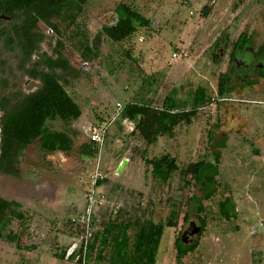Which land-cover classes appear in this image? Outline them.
<instances>
[{
	"label": "rangeland",
	"instance_id": "obj_1",
	"mask_svg": "<svg viewBox=\"0 0 264 264\" xmlns=\"http://www.w3.org/2000/svg\"><path fill=\"white\" fill-rule=\"evenodd\" d=\"M118 3L149 19V26L121 42L100 35L98 55L82 57L88 44L93 48L100 28L114 23ZM51 23L56 30L37 23L44 38L29 61L13 46L0 43V98L37 90L39 81L28 72L32 61L61 53L66 69H56L55 75L82 115L68 124L46 122L49 129L72 138L70 151L43 157L35 142L24 147L11 173L0 172V198L17 202L23 213V220L8 227L17 241L0 240V264H108V250L100 262L95 250L81 262L65 256L68 246L79 243L90 175L98 159L82 147L87 143L84 130L110 121L116 104L140 103L156 110L170 94L177 107L190 110L199 86L209 101L189 124L180 122L171 137L147 144L134 122L122 115L107 127L99 157L103 179L98 182H103L93 190L92 231H102L107 222H127L131 239L140 224L169 220L156 264H176L175 241L188 222L198 224L200 218L206 227L199 246L181 264H264V83L252 86L249 80L241 88V81L230 79L229 93L217 94L238 36H250L252 49L264 45V0H88ZM5 25L1 20L0 26ZM209 131L216 138L226 137L227 144L218 189L202 202L203 212L197 215L190 198L201 191L185 169L208 158ZM166 154L178 171L161 184L152 179L146 161ZM122 160L125 164L116 173ZM225 197L235 204L236 217L229 221L218 213L217 203Z\"/></svg>",
	"mask_w": 264,
	"mask_h": 264
},
{
	"label": "trees",
	"instance_id": "obj_2",
	"mask_svg": "<svg viewBox=\"0 0 264 264\" xmlns=\"http://www.w3.org/2000/svg\"><path fill=\"white\" fill-rule=\"evenodd\" d=\"M87 1L0 0V14L4 16H10L14 13L27 15L23 25L18 28V32L26 37L25 40L29 42L28 46L24 47L29 51L35 48L33 43L36 34L33 30L38 28V22L45 23L56 30V26L51 23L52 19H60L70 10H79ZM114 14V23L101 28V31L93 38V48L88 44L81 53L82 57H96L98 55L97 44L100 35H105L111 41L121 42L130 37L137 28L149 26V19L125 3H118L114 9ZM3 35L5 33L0 31V39ZM8 38L11 41L9 36ZM251 43V37L241 33L234 44V48L243 49L251 46ZM65 63L66 61H62L61 65H58L48 61L49 71L35 70L33 77L41 79V88L6 109L0 127V172L11 173L15 169L24 147L35 142L38 152L42 154L55 151L68 152L72 149L73 141L67 133L53 131L46 126L47 121L59 120L68 124L81 116L80 107L67 93L53 72L55 66L65 70ZM229 91L227 75L224 74L217 85L218 96L224 97ZM208 100L206 90L199 86L194 91L190 110L177 107L175 97L169 94L164 99L160 109L154 110L145 104L130 103L123 106L121 115L124 119L133 121L147 144H150L156 141L158 137H171L174 128L180 122L190 123L191 118L197 114L198 108ZM82 147H86L95 156L96 149H91L85 144ZM146 162L150 166L151 177L161 184H165L171 175L178 171L176 161L169 155L153 158ZM185 171L192 176L195 185L201 186L203 183L206 190L202 199L208 200L215 191L213 177L217 174L216 165L199 161L189 165ZM102 182L97 183L100 185ZM191 203L197 213L202 212L203 207L199 199L193 197ZM218 206L219 214L224 220H229L232 216L233 218L236 217L235 205L229 199L219 202ZM19 207L20 205L15 201H6L0 198V240L17 241V236L10 232L8 227L13 220H23V213L18 210ZM186 220L187 218L184 217V221ZM200 221L202 228H204V222ZM165 226H171V222L168 220L165 223L140 224L130 239L128 236L129 223L107 222L102 231H91L84 261L95 250L97 253L95 260L100 262L104 260L105 252L108 250V264H156V255ZM77 235L80 236V234ZM197 246L198 241L189 246H184L177 240L175 258L177 264L186 254L195 251ZM73 256L77 262L82 261L81 252L74 251L70 257Z\"/></svg>",
	"mask_w": 264,
	"mask_h": 264
},
{
	"label": "flooded vegetation",
	"instance_id": "obj_3",
	"mask_svg": "<svg viewBox=\"0 0 264 264\" xmlns=\"http://www.w3.org/2000/svg\"><path fill=\"white\" fill-rule=\"evenodd\" d=\"M26 18H27V15L22 14V13H14L13 15H10V16H4V15H1L0 14V22H1V20H4V21L7 22V25H5L3 27L0 26V31H3L5 33V35H6V36L3 35L1 37L0 43L1 42L2 43L4 42L6 46H13L14 48L17 49V52L21 55L22 59L29 61V59L32 58L34 56V54L38 51L39 45L43 41V38L44 37L40 34L38 28L37 29H34L33 31L35 32L36 36L34 38L35 42L33 43V46L35 45V48L32 49V50H29V51H27L24 48L25 46H28V43L29 42L25 40L26 37H23L18 32V28L23 25V23L26 20ZM42 24L45 25V23H42ZM49 28H50L49 31H51L52 28L51 27H49ZM101 28H100V31H101ZM242 33H244V32H242ZM8 36L10 37L11 41L9 40ZM235 42H234V44H235ZM234 44L232 45L230 51L227 54V66H226V71L227 72H225V74L227 75L228 82H230V79L231 80L241 81L242 83L239 84V86L241 88H245V84L249 80L253 82L252 83V86L258 84L259 82L264 83V45H260L257 48L252 49L251 48L252 47V43H251V46H249V47H245L243 49H241V48L238 47L237 49H235L234 48ZM56 56L57 57L55 59L45 58V56H44L43 59H45V60L47 59L46 60L47 61V64L44 63V61H43V59H41V57H39L36 61L35 60L32 61V63H33L32 68L28 72L30 74V77L33 78V80L39 81V88L37 90H35L33 92H29V93H23L21 91L20 94L18 93L16 95H14L15 99H13V97L8 96V95L7 96H3V97L0 98V127H1V122H2V120L4 118V115H5L6 109H9V107L11 105H13V104H15V103H17L19 101H22V99H24L26 96H28V95H30L32 93H35L36 91H38L41 88V85H42L41 79L38 78V77L37 78L36 77H33V72L35 70L43 71V72L49 71L48 61L54 62L55 64H58V65L60 63H62V61H66V60H64L62 58L61 53H58V55H56ZM216 56H217V54L214 55V58ZM1 63L2 62L0 61V64ZM230 64L232 65V67L230 66ZM58 68L61 69V67H59V66L53 67L54 74H55V70L58 69ZM218 82H219V80H218ZM229 90H230V86H229ZM207 99H208V97H207ZM247 102L248 103H254L253 101H247ZM192 103H193V98H192ZM258 103H260V102H258ZM204 105H202V106H204ZM202 106H200L199 108H201ZM122 108L123 107H121V110H119V114L117 116H121ZM117 112H118V110H116L115 114L110 117L111 118L110 121H108L106 123H102V124H107L108 123L107 124V127H108L113 121L116 120L115 118L117 116H115V115H116ZM197 114H198V110H197ZM197 114L194 117H192L191 120L193 118H195L197 116ZM191 120H190V122H191ZM130 122H133V121H130ZM91 126L92 125H89V127H87L86 130H84V133H85L86 138H87V143L85 145L89 146L91 149H95L94 145L89 141V133H88V130H89V128ZM209 133L210 134H209V137H208V141L207 142L210 144V141H211V143H212L211 144V148L209 150L210 152L208 153V158L207 159L205 158V159L200 160V161H206V162L212 163L213 165H216V167H217V174L213 177V179L215 181V191H214V193L212 194V196L208 200H210L213 197V195L216 193V191L218 189L219 183H218L217 178H218V175H219L220 158H221V155H222V150L226 147V144H227L226 137L219 136V137L216 138V137H214L212 131L211 132L209 131ZM105 136H106V132H105ZM104 143H105V137H104ZM104 143H103V146H104ZM102 151H103V147H102L101 152ZM55 153H64V152L55 151L53 153H48V154H42V153L38 152V154L41 155V156H43V157L46 156V155H51V154H55ZM2 173H4V172H2ZM191 178H192V176H191ZM194 184H195V181H194ZM196 186L201 191V195L199 197L192 196L190 198V201H191V199L193 197H196L197 199L200 200V204L202 205V202L203 201H208L206 199H202V196L204 195V192H205L206 188L203 186V183H202L201 186H198V185H196ZM225 199H229L232 202V204L234 203L233 200H232V198H230V197H225L222 200L218 201V203L224 201ZM218 203H217V206H218ZM192 206H193V209H194V205L193 204H192ZM202 207H203V205H202ZM202 212H203V210H202ZM218 213H219V206H218ZM196 214L198 215L200 213H197L196 212ZM93 215H94V210H93V212L91 214V222H90V224H93V217H94ZM184 217H186L187 220H188L187 214ZM184 217H183V221H184ZM219 217L221 218L220 214H219ZM197 219L199 221L198 224H196L194 221L188 222V226L179 234V237L177 238V240H179V242L182 245L189 246V245L193 244L194 242L198 241V246H199V242H200L201 237H202V235L204 233V230H205V227H206V223H205L204 220H202L200 218H197ZM221 219L224 220L223 218H221ZM231 219H234L233 216L229 220H231ZM187 220L184 221V222L186 223ZM200 220H202L204 222V224H205L204 228H202V225H201V221ZM229 220H224V221H229ZM160 223H163V222H160ZM191 224H193L196 228H198V231L196 233H194L193 235H189L187 233V230L192 228L190 226ZM165 227H167V226H165ZM165 227H164V229H165ZM177 240L175 241V244H174L175 245V258H176V253H177V250H176ZM198 246L196 247V249L198 248ZM157 253H158V251H157ZM188 254H191V253H188ZM188 254H186V255H188ZM184 257H182V259ZM156 258H157V255H156ZM182 259L180 260V263H178V264H181ZM175 263L177 264L176 259H175Z\"/></svg>",
	"mask_w": 264,
	"mask_h": 264
},
{
	"label": "built area",
	"instance_id": "obj_4",
	"mask_svg": "<svg viewBox=\"0 0 264 264\" xmlns=\"http://www.w3.org/2000/svg\"><path fill=\"white\" fill-rule=\"evenodd\" d=\"M115 107L118 110V112L115 115V116H117L119 114V110H121V107L119 104H116ZM107 124H101V125L93 124L88 130L89 141L94 145V147L96 149L95 156H97L98 159H97L96 165H95V167H94V169L90 175L91 190L88 194L89 200L87 202L88 204H87L86 212L81 217L82 224L80 225L81 233L79 236V243L74 244L75 247L72 248V253L74 251L81 252L82 260H84L86 247H87L88 240L90 238V234L92 231L91 226H90V222H91V214H92L93 208H94V201H93L94 191L93 190H94L98 180L103 179L102 173L100 172L99 157H100V153H101L103 143H104V137H105Z\"/></svg>",
	"mask_w": 264,
	"mask_h": 264
},
{
	"label": "water",
	"instance_id": "obj_5",
	"mask_svg": "<svg viewBox=\"0 0 264 264\" xmlns=\"http://www.w3.org/2000/svg\"><path fill=\"white\" fill-rule=\"evenodd\" d=\"M124 164H125V160H122L120 162V164L118 165L117 169H116V173H119L121 171V169L123 168ZM190 226L192 228L191 229H188L187 230V233L189 235H193L194 233H196L198 231V228H196L193 224H191ZM74 247H75V245H74ZM66 258H67V255H66Z\"/></svg>",
	"mask_w": 264,
	"mask_h": 264
},
{
	"label": "crops",
	"instance_id": "obj_6",
	"mask_svg": "<svg viewBox=\"0 0 264 264\" xmlns=\"http://www.w3.org/2000/svg\"><path fill=\"white\" fill-rule=\"evenodd\" d=\"M81 114H82V112H81ZM74 244L75 243H72L70 246H68V248H67V252H66V255H67V258L72 254V248L74 247ZM65 255V256H66Z\"/></svg>",
	"mask_w": 264,
	"mask_h": 264
}]
</instances>
